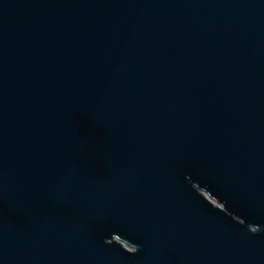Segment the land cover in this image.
I'll return each instance as SVG.
<instances>
[{
	"label": "water",
	"instance_id": "obj_1",
	"mask_svg": "<svg viewBox=\"0 0 264 264\" xmlns=\"http://www.w3.org/2000/svg\"><path fill=\"white\" fill-rule=\"evenodd\" d=\"M0 264H264V0H0Z\"/></svg>",
	"mask_w": 264,
	"mask_h": 264
}]
</instances>
